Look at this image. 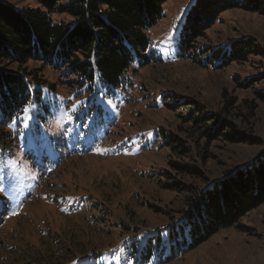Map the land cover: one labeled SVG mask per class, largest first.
Wrapping results in <instances>:
<instances>
[{
	"label": "rangeland",
	"instance_id": "1",
	"mask_svg": "<svg viewBox=\"0 0 264 264\" xmlns=\"http://www.w3.org/2000/svg\"><path fill=\"white\" fill-rule=\"evenodd\" d=\"M4 1L45 11L36 0ZM191 2L162 5L163 16L147 31L155 60L134 61L127 86L112 95L78 88L75 77L41 66L53 88L48 111L8 124L12 141L0 148V264H264V203L238 220L244 228L221 229L183 252L162 230L180 220L195 188L264 151V56L219 68L200 62L201 49L234 39L264 49V15L223 11L196 41L195 54L182 59L177 27ZM199 112L220 115L254 144L206 135L213 125L194 123ZM160 230L162 241L146 242Z\"/></svg>",
	"mask_w": 264,
	"mask_h": 264
},
{
	"label": "trees",
	"instance_id": "2",
	"mask_svg": "<svg viewBox=\"0 0 264 264\" xmlns=\"http://www.w3.org/2000/svg\"><path fill=\"white\" fill-rule=\"evenodd\" d=\"M44 9L16 8L0 0V148L12 141L7 125L47 110L46 93L53 88L41 76V66L75 77L74 85L86 91L103 90L112 95L126 87L130 65L151 59L147 31L163 16L167 0H36ZM239 8L264 15V0H192L179 19L176 56L186 59L195 52L196 41L203 36L223 11ZM52 15L67 20L53 21ZM199 51V50H198ZM203 66L225 67L250 54L264 56V49L248 38L230 40L224 46L201 49ZM40 64L28 68L27 63ZM251 80H244L246 86ZM264 99V93L259 94ZM186 99L176 105H185ZM231 105L226 101L225 108ZM192 112V109L189 110ZM36 114V113H35ZM194 123L205 126L204 133L229 142H251L255 138L234 130L215 113L199 112ZM219 123L220 127H216ZM228 130L222 132L221 130ZM174 142V141H173ZM181 151L185 148L179 144ZM189 174L197 168L175 164ZM173 185H178L173 184ZM172 186V185H170ZM264 203V151L248 163L225 173L203 188H195L179 221L166 230L169 245L180 252L197 247L221 229L238 225V220ZM147 243L162 241L161 231ZM157 247V244H156Z\"/></svg>",
	"mask_w": 264,
	"mask_h": 264
},
{
	"label": "snow or ice",
	"instance_id": "3",
	"mask_svg": "<svg viewBox=\"0 0 264 264\" xmlns=\"http://www.w3.org/2000/svg\"><path fill=\"white\" fill-rule=\"evenodd\" d=\"M13 214L15 215L16 213ZM82 264H87V260L85 259V261H82Z\"/></svg>",
	"mask_w": 264,
	"mask_h": 264
}]
</instances>
